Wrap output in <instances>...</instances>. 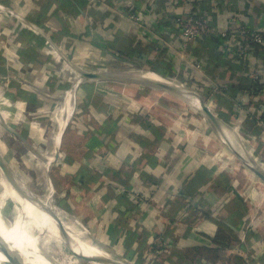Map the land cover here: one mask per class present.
Returning <instances> with one entry per match:
<instances>
[{
    "label": "crops",
    "instance_id": "obj_1",
    "mask_svg": "<svg viewBox=\"0 0 264 264\" xmlns=\"http://www.w3.org/2000/svg\"><path fill=\"white\" fill-rule=\"evenodd\" d=\"M112 2L138 4L144 34L93 0H0L1 57L20 75V89L37 97L35 106L19 100L11 107L20 118L44 114L47 119L32 131L35 149L42 153L34 154L36 167L52 179L54 189L61 186L78 218L100 240L116 244L120 254L130 251L136 259L147 252L150 259L162 239L160 264H264V190H258L256 175L244 162L264 171V50L240 60L219 52L211 37L185 44L169 23L166 5L175 2L188 12L191 0ZM204 3L212 27L227 25L236 13L244 25L264 31V0ZM227 3L234 11L225 8ZM29 36L41 40L30 42ZM28 43L31 56L24 54ZM130 46L152 49L128 58L129 63L121 52ZM53 48L81 67L127 71L141 81H77L58 69ZM167 71L201 93L188 96L202 98L218 126L201 112L205 118H199L194 105L182 111L146 94L151 86L142 81L163 82L144 74L164 79ZM257 72L260 83L253 86ZM152 88L176 101L184 98ZM72 92L73 111L58 143ZM209 94L215 96L212 101L201 97ZM233 157L253 179L246 181L238 164L232 168ZM193 249L201 253L192 260L187 253Z\"/></svg>",
    "mask_w": 264,
    "mask_h": 264
},
{
    "label": "bare ground",
    "instance_id": "obj_2",
    "mask_svg": "<svg viewBox=\"0 0 264 264\" xmlns=\"http://www.w3.org/2000/svg\"><path fill=\"white\" fill-rule=\"evenodd\" d=\"M144 75L176 87L155 75ZM182 96L200 110L196 98ZM73 101L69 97L66 106ZM2 104L4 109L1 111L11 115L12 105H8L9 102ZM72 108L70 104L67 117ZM67 120L65 117L61 121L62 132ZM54 210L45 198L32 192L14 173L5 172L0 181V264H79L83 258L94 264H130L94 243L84 230L63 226L58 218L61 211Z\"/></svg>",
    "mask_w": 264,
    "mask_h": 264
},
{
    "label": "rangeland",
    "instance_id": "obj_3",
    "mask_svg": "<svg viewBox=\"0 0 264 264\" xmlns=\"http://www.w3.org/2000/svg\"><path fill=\"white\" fill-rule=\"evenodd\" d=\"M166 10H167V15H168V11H169L168 5H166ZM168 18H169V16H168ZM169 23L172 24L173 21L170 20ZM181 39L183 40V38H181ZM14 53H16V52H14ZM0 55H2L1 51H0ZM63 57L64 58L66 57L67 59L69 57L72 58L69 55H66ZM123 59L125 61H128L129 63H133V62L129 61L128 58H126V57H123ZM71 61L68 63V66H66V64L61 61L60 65H59L60 67L58 69L60 71H64L65 73L72 74V75L76 76L75 72H71V70H69V69L76 70V73H77L80 71L81 68H80L79 64H77L73 61L71 62ZM66 62H67V60H66ZM136 64H138V63L136 62L135 65ZM186 65L191 70L194 69V67H192L191 64L186 63ZM68 67H69V69H68ZM88 67H89L88 65L84 66L83 69L86 71L87 70L95 71L92 69H88ZM0 68L2 69V72L0 73V181L3 179L5 172L14 173L20 180H22L26 183L27 187L32 192L41 196L42 198H45L50 203L52 209L53 210L55 209L54 211H56V212L58 210L61 211V214L58 215V218L59 219L61 218L60 223L63 226H66L68 228H73L76 226L77 229L84 230L86 232V234L93 239L94 243L101 246L103 249H105L109 253H112L116 256H118L117 254H119V256L121 258H123L124 260H127V262H129L130 264H143V260L141 257H140V259L139 258L134 259V258H130V257L128 258V257H126L125 254H120V250L119 249L117 250L116 244L109 242V241H106L105 239L100 240L98 238V235L94 232L93 227L87 226L86 224H84L81 221V219L78 218L76 208H73V206H71L68 203L67 197L62 193V191H60L61 186L59 185V187L54 189V187H53L54 185L51 182L52 179H50V177L49 178L45 177L44 171L41 169H38L36 167L38 165L37 164L38 159H37V157L35 158L34 154L35 153L42 154V153L35 149L34 140H33L34 133L32 131L35 130L34 127H41V125L47 120V119L45 120L46 116L44 114H37L35 116L29 115V116H27V118L21 116V118H20L21 114H19V115L14 114L15 113L14 108H12V111L10 112L11 115H6L1 111L4 109L3 104H2L4 102L5 103L9 102L8 105L11 104L12 107L18 106L19 101L16 98L15 99L17 101H15L14 98H13L14 99L13 100L7 93H5V88L10 87V85L15 83V81L18 82L20 75L18 74V72H14V68H13L12 64L1 63ZM95 72L111 73L112 71L96 70ZM120 73H127V71H120ZM187 74H189V73H187ZM179 77L181 79H185L182 76H179ZM190 77H193V76L190 75L189 78ZM164 79L175 84L177 88L181 87L179 89L185 90L184 92H186L187 94L192 92V94L198 95V93H200L198 91H195L196 90L195 88L192 89V88H190V86L189 87L185 86V84L183 82H180V80L178 81V80L172 78V72L169 73L167 71V74L164 77ZM205 80L208 81L210 79H205ZM189 83H191L190 80H189ZM192 84H194V83H192ZM108 86L109 87L115 86V84H109ZM199 86H201V85H199ZM152 90H153V88L151 87L150 89H148L146 94L148 96H156L158 98H161L162 99L161 101H163L165 103V106H182V108H181L182 111L187 110L189 112L190 108L187 106H193L194 105L193 103L189 102L188 100H184L182 98L181 99L183 102L178 101V100L176 101L173 98V96H171L169 91H165V93L170 94V96L169 95L163 96L162 92L157 93V91H152ZM112 92H114V91L112 90ZM119 92L120 91L117 92L118 95H120ZM202 96H203V98L208 97V99H207L208 101H212L215 98L214 95L211 96L210 94L209 95H201V97ZM69 97L74 99L75 93L72 92L71 94H69V96H67L66 105H67V100L69 99ZM63 101H65V98ZM103 103H104V101H102L99 104V106H102ZM70 104H72V106H73L74 101L72 103L69 102L68 106H70ZM184 105H185V107H183ZM194 107L197 108L196 105ZM72 111H73V108L70 109L69 117H67L68 114L65 116L64 115L65 113H64L62 115L63 117L61 118V121L65 117L68 118V120H69L71 117ZM196 114H198L199 118H202V117L205 118L200 113V111L198 109L196 110ZM30 124H31V126H30ZM53 124H54L53 131L56 132L57 127L55 128V126H56V124H58L57 119L54 120ZM60 124H61V122H60ZM61 133H62V131L60 130V125H59V130L57 132L58 142H59V139L61 138ZM233 164H234V165H232L233 169H235V166H237V164H238L240 166V171L245 170V172L247 174L246 181L247 180L249 181V176L252 179L254 178L252 172L249 169L247 170L246 167L243 168L241 163L236 158H234ZM4 167H6L5 171H4ZM254 180L256 181L255 185L258 187V190H264V182L258 176H256ZM79 264H94V263L87 258H83L80 260Z\"/></svg>",
    "mask_w": 264,
    "mask_h": 264
},
{
    "label": "built area",
    "instance_id": "obj_4",
    "mask_svg": "<svg viewBox=\"0 0 264 264\" xmlns=\"http://www.w3.org/2000/svg\"><path fill=\"white\" fill-rule=\"evenodd\" d=\"M93 1L94 3L106 6L108 11L114 17L118 18V21H122L123 18L131 20L133 23L138 25V30L144 34L143 12L138 4L128 3L126 5L118 6L113 4L112 0ZM205 1L206 0H191L193 8L188 12H182L181 5L175 2L169 6V19L173 21V27L178 30V34L181 38H183L185 44H189L205 37H211L217 42L219 52H228L230 57H237L240 60H244L253 50L258 51L261 48L264 50V31L256 30L244 25L240 16L236 13H233L234 15L227 25L223 27L210 26L209 21L207 20V13L205 12L207 8L205 7L207 6L204 3ZM229 7L231 9L233 8V6L229 5V3L225 4V8ZM231 11L234 10L232 9ZM53 50L59 61H62L66 64V66H68V63L71 60L66 57L64 58L63 55L55 48H53ZM80 68V71L76 73V70L69 69L68 67L71 72H75V75L78 78L77 81L80 82L84 81V79H82L81 72H95L90 70L86 71L81 66ZM260 75L261 74L257 72L252 76L251 85L254 86L256 83H260ZM261 123H264V118L260 121V124ZM164 245L165 243L161 239L160 242L156 244L154 252H151L152 254L150 255V259L148 257L149 254L144 252L143 257H141L143 264H147V260L149 259L151 261L152 258V264H160L162 261L161 254L164 251Z\"/></svg>",
    "mask_w": 264,
    "mask_h": 264
},
{
    "label": "water",
    "instance_id": "obj_5",
    "mask_svg": "<svg viewBox=\"0 0 264 264\" xmlns=\"http://www.w3.org/2000/svg\"><path fill=\"white\" fill-rule=\"evenodd\" d=\"M81 73H82V79H84V80H87V79H109V80H119V81H123V82H135V83H139L141 81V80H137L136 78L129 77V75L127 73H113V72H111V73L81 72ZM142 82L145 85H148L151 87H156V88H162V89H165L169 92H173V93H176L179 95H184V96L188 95L184 92V90H180L177 87H170L169 85H166L164 83H155V82H151V81H142ZM198 101H199V107H200L201 113L204 114L208 120L213 122L215 124V126H218L219 121H218V118L216 117V115L210 110V108L207 107V105L204 104V101L202 98H200ZM244 162L246 163L247 167L264 182V171L261 170L259 167L251 164L248 161L244 160ZM5 168L6 167H4V171H5ZM117 255L119 256V254H117ZM7 263H9V262H7Z\"/></svg>",
    "mask_w": 264,
    "mask_h": 264
},
{
    "label": "trees",
    "instance_id": "obj_6",
    "mask_svg": "<svg viewBox=\"0 0 264 264\" xmlns=\"http://www.w3.org/2000/svg\"><path fill=\"white\" fill-rule=\"evenodd\" d=\"M29 39H30V42L41 40V38L40 37H37V36L34 37V38H32V37L29 36ZM29 43H28V46L26 47V49L24 51V54L26 56H31V55L34 54V49L29 46ZM145 49H147L148 51H150L149 49H152V48H150V47H148V48H141V47H138V46H130V48L127 51L121 52V53H122V56H124L126 58H133L135 56L140 55L143 52L142 50H145ZM146 53H147V51H146ZM1 63H4V60H3V58L0 55V64ZM1 72H2V69L0 68V73ZM20 88L22 89V87L20 86V83L17 82V81H15V83L11 84L10 87H8L7 94L12 99L13 98L14 99L16 98L18 101L19 100H23V101L26 100L27 102H29L30 105L35 106L37 104V97H36V95H34V94H28L27 92L21 90ZM16 99H15V101H17ZM220 234L222 236V233H220ZM218 240L219 241H225L224 238H222L220 236H219ZM199 253H201L199 251V249H193L192 251H189L187 253V258H189V259L191 258L193 260V257L197 256ZM125 255L128 258L129 257L130 258H133L132 253L130 251L127 252ZM139 259H140V256H139Z\"/></svg>",
    "mask_w": 264,
    "mask_h": 264
}]
</instances>
